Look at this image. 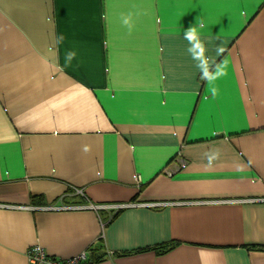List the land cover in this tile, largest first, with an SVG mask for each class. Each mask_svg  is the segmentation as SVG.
I'll list each match as a JSON object with an SVG mask.
<instances>
[{
  "label": "crops",
  "instance_id": "0c3cea01",
  "mask_svg": "<svg viewBox=\"0 0 264 264\" xmlns=\"http://www.w3.org/2000/svg\"><path fill=\"white\" fill-rule=\"evenodd\" d=\"M263 198L264 0H0V264H264Z\"/></svg>",
  "mask_w": 264,
  "mask_h": 264
},
{
  "label": "clouds",
  "instance_id": "9594fccd",
  "mask_svg": "<svg viewBox=\"0 0 264 264\" xmlns=\"http://www.w3.org/2000/svg\"><path fill=\"white\" fill-rule=\"evenodd\" d=\"M122 23L127 26L129 33H131L132 24V13L127 15L122 14ZM204 22L200 21L199 28H204ZM183 38L188 42V47L186 49L187 53L191 56L192 60L196 62V67L200 71V78L203 81L213 85L214 82L221 78L227 76V61H221L217 63L214 59L205 55L206 47L205 43L200 38V34L195 26H189L183 33ZM64 37L61 35L57 39V44L63 41ZM224 52L223 47L216 48V54L219 56ZM75 56L74 52H68L65 56L66 63H69ZM212 97L215 98L218 95V89L215 86L210 88ZM205 156L208 163L211 164L214 159L219 156V151L215 150L212 152H205Z\"/></svg>",
  "mask_w": 264,
  "mask_h": 264
},
{
  "label": "built area",
  "instance_id": "2783aa9c",
  "mask_svg": "<svg viewBox=\"0 0 264 264\" xmlns=\"http://www.w3.org/2000/svg\"><path fill=\"white\" fill-rule=\"evenodd\" d=\"M184 167V163H180V168ZM166 174L170 175L172 174V170H167ZM264 200V199H263ZM129 205V204H128ZM151 206H157L159 204H149ZM126 206V205H124ZM69 207H75V208H93L95 210H99L101 208H114L113 210H116L122 206L120 205H111L104 206V205H94L92 203H89L87 205H51L44 208H51V209H65ZM27 258H28V264H83V262L86 260L87 255L86 253L82 252L80 254L68 257V258H56L54 256L49 255L46 250L39 244H33L30 246L27 250Z\"/></svg>",
  "mask_w": 264,
  "mask_h": 264
},
{
  "label": "trees",
  "instance_id": "16d2710c",
  "mask_svg": "<svg viewBox=\"0 0 264 264\" xmlns=\"http://www.w3.org/2000/svg\"><path fill=\"white\" fill-rule=\"evenodd\" d=\"M32 201H34L37 204L42 203V201L38 200L41 199L40 196H31ZM173 246L172 245H167V244H163V245H158L155 247V251H157L158 253H164L167 252L168 250H170ZM254 248H258V249H262L264 250V246H258V247H254ZM139 251V250H137ZM127 254V252H122L118 255H125ZM107 257V253L102 252V251H98V249H94L91 248L90 249V254L89 256H87L86 260L83 262V264H89V263H97V262H101L103 260H105Z\"/></svg>",
  "mask_w": 264,
  "mask_h": 264
},
{
  "label": "bare ground",
  "instance_id": "6f19581e",
  "mask_svg": "<svg viewBox=\"0 0 264 264\" xmlns=\"http://www.w3.org/2000/svg\"><path fill=\"white\" fill-rule=\"evenodd\" d=\"M260 199V198H259ZM264 199V198H263ZM263 199H261V200H263ZM253 200H257V198L256 199H253ZM93 204V203H92ZM85 205V204H84ZM95 205V204H94ZM126 205H128V204H126ZM77 206V205H76ZM46 207V206H45ZM101 209H103V208H101ZM101 209H99V210H101ZM117 210V209H116Z\"/></svg>",
  "mask_w": 264,
  "mask_h": 264
}]
</instances>
